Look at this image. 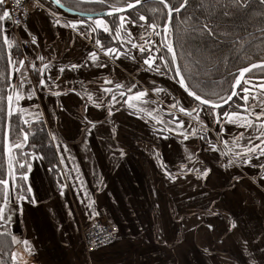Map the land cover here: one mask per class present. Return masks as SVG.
Instances as JSON below:
<instances>
[{"label": "snow or ice", "instance_id": "snow-or-ice-1", "mask_svg": "<svg viewBox=\"0 0 264 264\" xmlns=\"http://www.w3.org/2000/svg\"><path fill=\"white\" fill-rule=\"evenodd\" d=\"M96 6H100L102 15L69 18L60 12L69 7L92 13ZM36 12L46 13L53 27L68 29L93 42L94 48L82 61L67 64L57 60L55 49L32 58L20 53L25 45L41 47L28 23L29 16ZM9 24L19 26L30 39L11 36ZM102 34H107L109 44L103 42ZM0 46V58L4 60L0 70V151L5 159V169L0 172V238H9L11 245L22 243L29 256L36 254L35 245L28 239L19 241L9 228L17 215H23L25 203L39 202L28 182L33 163L48 161V171L61 177L56 181L61 197L69 187L63 181L73 179L64 173L67 144H62L50 129L44 134L46 121L42 119L40 104L35 103L44 94L62 97L72 93L83 102L85 113L91 106L105 110L107 117L126 107L130 115L150 125L156 137L167 140L175 136L180 143L199 140V151L212 152L219 168L228 172L233 181L243 182L242 176H233L229 170L254 168V182L264 186V0H31V12L27 0H0ZM118 60L131 61L137 72L168 78L178 85L182 95L177 97L155 79L141 84L138 80L114 82L102 77L96 91L89 90L91 81H81L79 89L75 85L62 87L66 83L62 77L67 72L82 67L106 69L109 62ZM33 74L38 79L34 80ZM25 101L33 103L26 107ZM60 108L63 110V105ZM52 115L55 117V113ZM81 123L85 136L90 137L101 122L85 115ZM37 124L42 127L36 128ZM228 125L239 131L225 138ZM112 133L114 136L115 128ZM46 149L52 150L51 157ZM183 151L187 160L200 162L197 150L190 151L185 145ZM152 154L165 179L172 183L190 174H195L197 181L207 182L217 172L203 162L202 167H189L182 162L173 172L158 149ZM118 155L123 158L126 153L119 149ZM67 158L75 159L70 153ZM73 171L74 179L83 185L79 168ZM229 186L235 190L234 184ZM93 203L89 201L91 211L86 213L90 218L99 215ZM210 203L215 205L214 200ZM261 210L264 211V203ZM206 211L213 217L221 215L213 209ZM68 215L72 216L70 210ZM179 219L183 221L184 217ZM198 219L201 223L194 228L217 230L211 221L205 225L203 216ZM224 221L225 233L239 231L238 214L229 211ZM112 229L103 239L93 235L88 251L94 252L105 241L110 242L118 230L115 224ZM159 235L168 246V240ZM259 240L264 244V233ZM249 242L245 239L244 245ZM203 251L214 254L209 248ZM9 255L11 264H16V251L0 252V264H6L4 257Z\"/></svg>", "mask_w": 264, "mask_h": 264}, {"label": "crops", "instance_id": "crops-1", "mask_svg": "<svg viewBox=\"0 0 264 264\" xmlns=\"http://www.w3.org/2000/svg\"><path fill=\"white\" fill-rule=\"evenodd\" d=\"M29 28L41 45L40 48L30 46L22 50L29 58L46 55L55 49L57 60L64 64L77 63L94 48L93 42L70 30L53 27L46 13L33 14ZM18 36L22 40L29 39L26 35ZM101 58L106 59L102 54ZM102 77H110L114 82L138 80L141 84L155 79L158 85L169 89L174 85L166 77L137 72V66L131 61L118 60L109 62L106 69L82 67L79 71L67 72L62 77L66 81L62 87L75 85L79 89L81 81H91L88 88L96 91ZM33 79H38V75L33 74ZM23 103L27 107L33 102ZM35 103L40 104L48 130L54 132L62 144H67L75 159H68L69 153L64 154L67 165L64 173L73 179L64 180L69 187L63 197L45 162L33 163L28 182L39 202L36 205L25 203L23 215H17L11 226L19 241L28 239L35 245L36 254L29 256L23 244L17 243L14 251L18 254L19 264H78L81 263L78 246L83 251L81 257L89 263L94 259V264H104L108 259H116L121 264L123 257L129 259L124 264H200L201 261L203 264H264V244L259 240L264 233V211L261 210L264 186L254 182L256 169L229 170L233 176L241 174L243 182H235L228 172L219 168L212 152L199 151L202 142L180 143L175 136L167 140L156 137L151 126L130 115L126 107L114 111L112 117H107L105 110L91 106L85 113L83 102L72 93L62 97L44 94ZM85 115L101 122L90 137L85 136L81 123ZM238 131L228 125L225 138ZM185 145L190 151L197 150L200 162L217 169L207 182L197 181L195 174L175 183L163 176L159 162L152 154L157 149L173 172L182 162L189 167H202L197 160L186 159ZM119 149H123L126 156L119 157ZM77 167L83 185L74 179L76 172L73 169ZM231 184L235 185V190L229 186ZM213 200L215 205L210 203ZM89 201H94L93 208L99 215L107 214L119 227L118 239L93 253H87L83 244L85 228L97 217L86 215L91 211ZM206 209L219 211L221 215L210 216ZM69 210L72 216L68 215ZM229 211L239 216V231L235 233L224 232V217ZM181 216L183 221L179 219ZM199 216H203L205 225L208 221L213 222L217 230L209 232L206 226L194 228L193 225L201 223ZM159 234L168 240V246L160 240ZM245 239L250 241L247 246ZM205 248L214 254L204 252Z\"/></svg>", "mask_w": 264, "mask_h": 264}, {"label": "built area", "instance_id": "built-area-1", "mask_svg": "<svg viewBox=\"0 0 264 264\" xmlns=\"http://www.w3.org/2000/svg\"><path fill=\"white\" fill-rule=\"evenodd\" d=\"M27 6L29 7V10L31 12V0H27ZM33 14H31L29 16V19L30 17L32 16ZM28 19V20H29ZM13 30L15 31V33H19L21 28L19 26H12L11 24H9ZM18 37V40H22V39H19V36L17 35ZM31 45H25L21 48V50H26V49H29ZM115 224L116 225V228L118 229L117 231H114L113 232V237L111 239L110 242L108 241H105L103 244L99 245L98 246V249H101L111 243H114L117 239H118V234H119V227L116 223H114L108 216H106L105 214H101L99 216L96 217V219L90 224L88 225L85 230H84V233H83V244L85 246V249L87 251V253H93V252H89L88 251V241L89 239L95 235V236H98L100 239H103L104 235L106 232L108 231H113L112 229V225ZM103 229V231H102ZM97 251V250H96ZM95 252V251H94Z\"/></svg>", "mask_w": 264, "mask_h": 264}, {"label": "trees", "instance_id": "trees-1", "mask_svg": "<svg viewBox=\"0 0 264 264\" xmlns=\"http://www.w3.org/2000/svg\"><path fill=\"white\" fill-rule=\"evenodd\" d=\"M96 7H98V6H96ZM101 38H103V35H102ZM20 53H21V50H20ZM0 55H2V46H0ZM3 68H4V60L2 58H0V70H2ZM221 71H223V69H221ZM218 78L219 77H217V79ZM225 87H227V85H225ZM40 127H42V126L39 125V124L36 125V128H40ZM43 127H44V134H46V132L48 131L47 125H44ZM39 139H40V136L38 135L37 140H39ZM2 143H3L2 135H0V145H2ZM46 151L49 152V156L51 157L52 150L51 149H46ZM44 162H45L46 166L49 168L48 161L46 160ZM52 162L56 163L57 160H53ZM4 169H5V159H4L2 151H0V172L4 171ZM50 175L52 177V180H53V183H54L55 187L59 190V188L57 187L56 181L58 179H60L61 177H59L56 172H52V171H50ZM9 232H12L10 228H9ZM14 246L15 245H11L10 244V239L9 238H0V252L7 251L8 253H11L13 251V249H14ZM4 260L6 261V264H11L10 255L9 256H5Z\"/></svg>", "mask_w": 264, "mask_h": 264}, {"label": "rangeland", "instance_id": "rangeland-1", "mask_svg": "<svg viewBox=\"0 0 264 264\" xmlns=\"http://www.w3.org/2000/svg\"><path fill=\"white\" fill-rule=\"evenodd\" d=\"M97 8V10L96 11H94V12H101V10H100V6H98V7H96ZM73 9H75V8H73ZM75 10H78V9H75ZM80 11V10H79ZM60 12L62 13V14H64V15H66V16H70V15H68V14H66L65 12H63L62 10H60ZM33 14H35V13H33ZM32 17V16H31ZM30 17V18H31ZM71 17H78V16H71ZM30 22V19L28 20V23ZM36 24H40V23H36ZM41 25V24H40ZM39 26V25H38ZM8 28H9V34L11 35V36H13V37H15L16 39H18L17 38V35H26V37L27 38H29L28 37V35H27V33H25V32H23V30L21 29L20 30V32L17 34V33H15V31L13 30V28L10 26V25H8ZM95 35V34H94ZM103 35V38H102V40H103V42L107 45V44H109V38L107 37V34H102ZM30 39V38H29ZM21 50V49H20ZM21 53H22V50H21ZM163 85V84H162ZM168 87V86H167ZM166 87V88H167ZM169 89V88H168ZM169 90H171L172 92H173V94L174 95H176L177 97H180L181 95H182V90L181 89H179V87H178V85H173L172 86V89H169ZM106 216H108L107 214H105ZM109 217V216H108ZM110 218V217H109ZM111 219V218H110ZM112 220V219H111ZM113 221V220H112ZM114 222V221H113ZM115 223V222H114ZM10 229H11V231H12V233H14L15 235H16V233L14 232V229L12 228V226H10ZM17 237H18V235H16ZM18 240H19V237H18ZM15 246H16V244H15ZM15 246H14V249H15ZM85 247V246H84ZM14 249H13V251H14ZM78 253H79V255H80V260H81V263H79L78 262V264H94V259H93V261H92V263H89L88 262V260L86 259V260H84L82 257H81V252H83L82 251V248L80 247V246H78ZM75 250V249H74ZM82 256H83V254H82ZM128 258L127 257H123L122 258V260H121V264L123 263V262H127L128 263ZM96 263H97V261H96ZM127 263H125V264H127ZM16 264H19L18 262H16ZM98 264V263H97ZM104 264H120L119 262H117V260L116 259H113V260H110V259H108ZM124 264V263H123ZM130 264V263H129Z\"/></svg>", "mask_w": 264, "mask_h": 264}, {"label": "water", "instance_id": "water-1", "mask_svg": "<svg viewBox=\"0 0 264 264\" xmlns=\"http://www.w3.org/2000/svg\"><path fill=\"white\" fill-rule=\"evenodd\" d=\"M63 12H65L66 14L70 15V16H78V17H87L88 15H92V16H97V15H102V11L101 12H92V13H88V12H82L79 10H75V9H69V7H65L63 9H61Z\"/></svg>", "mask_w": 264, "mask_h": 264}, {"label": "bare ground", "instance_id": "bare-ground-1", "mask_svg": "<svg viewBox=\"0 0 264 264\" xmlns=\"http://www.w3.org/2000/svg\"><path fill=\"white\" fill-rule=\"evenodd\" d=\"M86 250V249H85Z\"/></svg>", "mask_w": 264, "mask_h": 264}]
</instances>
